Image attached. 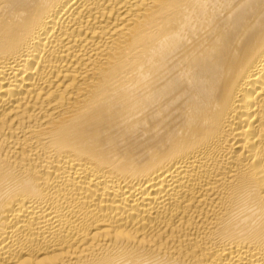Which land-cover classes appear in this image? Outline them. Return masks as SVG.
I'll use <instances>...</instances> for the list:
<instances>
[{
    "label": "bare ground",
    "instance_id": "bare-ground-1",
    "mask_svg": "<svg viewBox=\"0 0 264 264\" xmlns=\"http://www.w3.org/2000/svg\"><path fill=\"white\" fill-rule=\"evenodd\" d=\"M0 264H264V0H0Z\"/></svg>",
    "mask_w": 264,
    "mask_h": 264
}]
</instances>
